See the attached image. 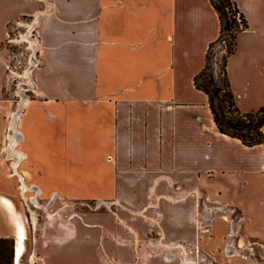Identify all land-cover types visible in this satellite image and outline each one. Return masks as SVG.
Masks as SVG:
<instances>
[{
	"label": "crops",
	"instance_id": "0c3cea01",
	"mask_svg": "<svg viewBox=\"0 0 264 264\" xmlns=\"http://www.w3.org/2000/svg\"><path fill=\"white\" fill-rule=\"evenodd\" d=\"M231 1L248 27L227 57V76L240 111L255 113L264 107V0ZM25 19L38 98L19 117L22 152L31 168L52 165L44 169L46 184L65 171L72 176L57 185L87 181L110 193L94 200L108 210L76 211V201L57 196L45 201L43 215L12 216L1 192L10 197L8 185L27 179L7 171L0 110V240L17 246L22 221L34 246L30 264H164L136 261L132 247L178 240L227 246L230 232L237 246L242 235L264 246V145L222 134L208 95L195 85L222 29L211 0H0V108L4 45L11 26ZM141 184L161 191L160 217L152 216L153 194L121 193ZM130 202L144 205L123 211ZM39 225L42 234L30 239ZM203 225L211 245L201 239Z\"/></svg>",
	"mask_w": 264,
	"mask_h": 264
},
{
	"label": "rangeland",
	"instance_id": "374dc122",
	"mask_svg": "<svg viewBox=\"0 0 264 264\" xmlns=\"http://www.w3.org/2000/svg\"><path fill=\"white\" fill-rule=\"evenodd\" d=\"M23 21H19L18 24H13L11 26L9 40L4 45L8 50V64L6 87L1 99L2 102L0 110H2L4 114V131L6 135H8L7 129L10 116L18 111H20V115H24L29 109L30 105L38 98L32 78V66L35 60L31 48V44L33 42V29L27 25L31 23L29 19H25ZM23 36L24 38H22ZM211 54V73L214 75L215 82L220 85L221 88H225L223 82L224 50L222 51L221 46H215ZM23 104L26 105L20 109V106ZM77 123H79V121ZM82 123L88 124L90 122L88 119L83 117ZM18 142L14 146L15 157L13 160H11V158H9L7 155V171L8 173H13L14 170L12 163L17 162V170L22 177L27 179L26 181H23L30 190L24 194L21 190L22 182L12 181L13 183L8 185L10 197L12 198L1 192V194L10 198L12 201L15 199L21 203L18 205V207L16 204H14L18 211L21 210L20 212L23 211L27 213L28 216L31 215L32 212H39L43 215V213L46 211L45 201L48 198L57 196L63 197L64 200L76 201V204L71 203V205L75 207L76 211H92L94 209L108 210L104 204L94 203V200L100 199V197L105 194H109V187L86 184L87 181H81L83 183L82 185L78 184L79 181H72L70 185L67 183V181H63L64 183H62L64 185H57L59 184L58 180L63 179L64 177L68 178L66 175L72 176L70 172L65 171L56 172V175L58 176L55 177V185L46 184L47 181H43L46 174L44 169H49L52 167V165L50 163L46 164V162H40V164L34 163V168H31L32 166L30 158L28 159V156L22 152V147ZM87 158L90 159V157ZM49 173L52 174L53 171ZM122 191L123 192L121 193L126 195H133L135 197L144 196L148 197L149 199V195L153 194L154 197H151V199L156 201L154 204H152V206L156 208V211L155 208H152V216L154 217H160V208H163L166 205L158 203V198L155 196L161 193V191H158V188L153 189L148 185L141 184L136 187L130 186L128 188H123ZM35 199L39 200V203L36 202ZM122 205L126 207L122 210L127 212L128 210H138V208L142 207L144 204L130 202L124 203ZM42 215L39 216V219L41 220H43ZM125 216H127V214ZM204 227L205 225L202 226V228ZM203 230L207 231V228L202 229V232ZM30 232L32 235L30 239H34L36 234L37 236L42 234L43 227L39 225L33 228L32 226ZM209 234L210 233L207 231L205 233H201L200 236L202 240H205L206 243L211 245L213 242V236H209ZM156 236L158 237L157 234ZM156 236L151 235L150 237L151 239H155ZM226 239L227 246H207L205 244L202 246H190L189 241L184 240L181 241V244L184 246H180V240H178L179 246H133L132 249L135 252L136 261H142V259L145 257L148 258L147 260L161 258L164 260V264H264V246H251L252 244L249 242V240H247L246 235L240 236V239H242L243 242L241 246H237L235 245V240L237 241L239 237L234 234V232H230L228 238ZM168 240L169 238L166 239L167 242H169ZM33 247L32 240L29 241L28 235V241L26 244L27 250L25 254L26 257L23 259L24 264H30L29 256ZM14 252L15 246H12V243L8 241L3 243L1 242L0 264H14Z\"/></svg>",
	"mask_w": 264,
	"mask_h": 264
},
{
	"label": "trees",
	"instance_id": "16d2710c",
	"mask_svg": "<svg viewBox=\"0 0 264 264\" xmlns=\"http://www.w3.org/2000/svg\"><path fill=\"white\" fill-rule=\"evenodd\" d=\"M221 20V34L207 53L205 69L195 78L197 89L204 91L209 97V104L214 115V121L218 130L232 138H237L244 145H264V107L255 113H242L238 108L235 96L230 88L227 76V57L236 48L237 35L248 27L244 15L231 0H211ZM221 46L223 55L224 87L221 88L215 82L211 73L210 58L214 47ZM6 242L0 240V243Z\"/></svg>",
	"mask_w": 264,
	"mask_h": 264
},
{
	"label": "bare ground",
	"instance_id": "6f19581e",
	"mask_svg": "<svg viewBox=\"0 0 264 264\" xmlns=\"http://www.w3.org/2000/svg\"><path fill=\"white\" fill-rule=\"evenodd\" d=\"M22 38H24V36ZM22 107H23V105L20 106V109ZM19 117H20V111L13 113L10 116L8 129H7L8 130V135H7L8 140L7 141H9V142H8V144L6 146V153H7L8 157L11 158V160H13V158L15 157L14 146L18 142L17 135L19 134V128H18ZM12 167H13V170H14L13 174L16 175V173H17V169H16L17 168V162H13L12 163ZM21 190L25 194L30 189H29V187L27 185L23 184L21 186ZM3 200L10 207V211L12 213V216H14V217L19 216L18 211H17L14 203L9 198H5L4 197ZM33 224H36L35 217L33 218ZM17 229H18V232H17V246H15V252H14V256H13V263L14 264H24L23 263V259H24L25 254H26V250H27L26 244H27V241H28V233H27V230H26L27 227H25V225H23V222L21 221L20 223H18V228Z\"/></svg>",
	"mask_w": 264,
	"mask_h": 264
}]
</instances>
